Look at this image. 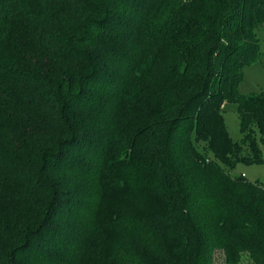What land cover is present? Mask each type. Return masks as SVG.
<instances>
[{"label":"trees","instance_id":"1","mask_svg":"<svg viewBox=\"0 0 264 264\" xmlns=\"http://www.w3.org/2000/svg\"><path fill=\"white\" fill-rule=\"evenodd\" d=\"M263 24L264 0H0V264H264V187L234 175L263 162L239 90Z\"/></svg>","mask_w":264,"mask_h":264},{"label":"rangeland","instance_id":"2","mask_svg":"<svg viewBox=\"0 0 264 264\" xmlns=\"http://www.w3.org/2000/svg\"><path fill=\"white\" fill-rule=\"evenodd\" d=\"M256 35L260 44V58L255 63L245 66L243 69V80L240 84L239 90L242 94H260L264 93V24L257 28ZM223 117L226 130L230 138L234 142L241 139L239 131V120L236 113V105L233 103H225L223 106ZM263 162L259 164L247 165L238 163L234 169V175H242L248 182L259 184L264 187V148H262ZM17 235L14 236V230L7 231L0 229V239H10V244L15 242ZM6 241V240H3ZM4 248V251L9 250ZM1 250V248H0ZM2 252V253H3ZM1 253V254H2ZM7 253V252H5ZM215 264H227L224 261L222 253H218L215 257ZM234 264V263H232ZM235 264H252L247 257Z\"/></svg>","mask_w":264,"mask_h":264}]
</instances>
